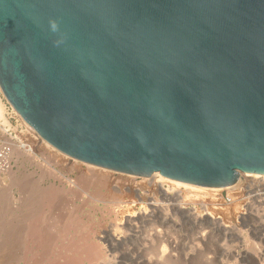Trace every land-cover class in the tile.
<instances>
[{
  "label": "water",
  "instance_id": "95a60500",
  "mask_svg": "<svg viewBox=\"0 0 264 264\" xmlns=\"http://www.w3.org/2000/svg\"><path fill=\"white\" fill-rule=\"evenodd\" d=\"M0 89L78 160L232 185L264 174V0H0Z\"/></svg>",
  "mask_w": 264,
  "mask_h": 264
},
{
  "label": "rangeland",
  "instance_id": "374dc122",
  "mask_svg": "<svg viewBox=\"0 0 264 264\" xmlns=\"http://www.w3.org/2000/svg\"><path fill=\"white\" fill-rule=\"evenodd\" d=\"M0 95L5 117L16 128L20 114L1 91ZM6 128L1 123L0 131L6 133ZM36 150L37 156H44L46 161L23 155L18 169L0 176V264H91L95 261L142 264L136 252L148 256L149 252L155 255L159 250L165 253L171 250L169 258L165 257L159 264H242L243 251L261 249L264 253V230L260 231L264 226V185L259 177L241 173L238 178L241 184L229 192L214 190L226 186H205L212 189L200 190L197 194L188 185L175 188L166 182L163 188L167 195H164L153 184L156 180L153 175H135L104 167L108 169L110 182L97 185L91 179L95 181L93 184L84 183L82 172L94 164L78 159L66 162L47 145ZM30 180L34 183L30 189H22L17 184ZM112 185H137L142 187L143 194L138 197L124 188L122 192H115ZM152 200L160 204L158 210H153L149 203ZM179 205L196 208L201 213L205 206L209 211L214 209L212 212L221 224L207 221L198 224L191 215L180 211ZM147 213L150 216H145ZM160 231L161 240L156 236ZM206 231V244H199L198 236ZM49 233L47 239L45 236ZM114 236L121 240L117 241ZM93 256L95 260H91ZM249 262L254 264L253 260Z\"/></svg>",
  "mask_w": 264,
  "mask_h": 264
},
{
  "label": "bare ground",
  "instance_id": "6f19581e",
  "mask_svg": "<svg viewBox=\"0 0 264 264\" xmlns=\"http://www.w3.org/2000/svg\"><path fill=\"white\" fill-rule=\"evenodd\" d=\"M0 91H1V89H0ZM5 113H6V111H5V107H4V104H3V101H2V99H1V95H0V120H1V123L5 126V127H7L6 129L8 130H10V128H12V129H16V128H14V127H12V125H11V123L6 119V117H5ZM26 122V121H25ZM1 123H0V127H1ZM2 130H4L5 131V129L4 128H2ZM2 133H4V132H2ZM7 133V132H6ZM5 134V133H4ZM48 146V145H47ZM51 145L49 144V146L48 147H50ZM37 147H38V145H37ZM37 147H36V149H37ZM51 147H53V146H51ZM57 154V153H56ZM57 156V155H56ZM65 164V163H64ZM68 164V163H67ZM72 166H73V168H76L75 166V164H72ZM71 166V167H72ZM93 166V167H92ZM70 167V168H71ZM97 166H94V165H91V168L90 167H88L89 169H87V170H85L84 172H82V174H83V177H82V179L84 180V183L85 182H88V183H92L93 181H91V179L93 180H96V182H97V185H104V184H107V182L106 181H108L109 180V182H110V179H109V177H108V175L106 174V171L108 170V169H105L104 167L103 168H99V167H97ZM78 169V168H77ZM114 173V172H113ZM247 174V173H246ZM250 174V176L251 177H254V178H257V177H259V178H257L258 180L260 179V180H262L263 182L261 183V184H263L264 185V174H258V173H249ZM111 175H112V173H111ZM153 176H154V178L156 179V180H154L155 181V183L153 182V184L154 185H156L159 189H160V191H161V193H163L164 195H167L166 193V190L163 188V185L166 183V182H168L170 185H173V187H175V188H180L179 186L181 185V184H185V185H188L189 187V189H190V191H192V192H194L195 194H197V193H199V191L201 190V191H203V190H207V189H212V188H207V187H205V186H203V185H198V184H193V183H187V182H183V181H179V180H175V179H171V178H167V177H165V176H163L162 174H160L159 172H155L154 174H153ZM112 177V176H111ZM248 177V176H247ZM27 178V177H26ZM117 178V177H116ZM115 178V179H116ZM132 178H133V176H132ZM81 179V178H80ZM1 180V179H0ZM119 180V179H118ZM153 180V179H152ZM250 180V179H249ZM252 180H254L255 182H256V179H252ZM31 181V180H30ZM28 181V182H25L24 181V183H23V185H22V183H17V184H20V186L22 187V189H30V188H32L33 186H34V183H33V181ZM116 181V180H115ZM114 181V182H115ZM133 181V180H132ZM1 182H2V180H1ZM95 182V181H94ZM93 182V183H94ZM83 183V184H84ZM92 183V184H93ZM135 183V182H134ZM253 183V182H252ZM82 184V183H81ZM96 184V183H95ZM151 184V183H150ZM236 185H232V186H230V187H224V188H215L214 190H216V191H219V190H221L222 191V189H225L226 191H230V189L231 188H234L235 186H238V185H240L241 183H240V180H238V182L237 183H235ZM110 185H111V183H110ZM106 186V185H105ZM113 186V185H112ZM124 186V185H123ZM110 187V186H109ZM114 190L113 191H115V192H122V190H123V188L125 189V190H129V192L131 191V192H133L136 196H138V197H141L142 196V192H141V190H142V187H140V186H137V185H134V186H125V187H120V186H118V185H114L113 187H112ZM111 188V189H112ZM110 189V190H111ZM189 189H187V190H189ZM148 190V189H147ZM112 191V192H113ZM225 191V193H227ZM228 191V192H229ZM144 193H145V195H147V193L144 191ZM149 193V192H148ZM222 195V194H221ZM227 195V194H226ZM232 195V194H231ZM4 196V195H3ZM7 195H6V193H5V197H6ZM12 196V195H11ZM144 196V195H143ZM149 196V195H148ZM152 196V195H151ZM150 196V197H151ZM230 196V195H229ZM219 197H221V196H219ZM234 198V197H233ZM232 198V199H233ZM236 198V197H235ZM121 199V198H120ZM130 199V198H129ZM194 199V198H193ZM220 199V198H219ZM223 199V198H222ZM231 199V200H232ZM26 200V199H25ZM223 200H225V198L223 199ZM228 200V199H227ZM33 201H34V199H33ZM32 201V202H33ZM124 201V200H123ZM130 201V200H129ZM133 201V200H132ZM228 201H230V200H228ZM234 201V200H233ZM232 201V203H234ZM235 201H236V199H235ZM197 202H199V201H197ZM196 202V203H197ZM216 202V201H215ZM214 202V203H215ZM220 202V201H219ZM223 202V201H222ZM150 203V205L153 207V210L155 211V209H157L158 210V207H159V203H157V202H155V200H152V201H150L149 202ZM230 203H231V201H230ZM231 203V204H232ZM236 204V203H235ZM234 204V205H235ZM216 205H218V204H216ZM222 206V205H221ZM151 207V208H152ZM216 207V206H215ZM178 209H180V211H182L183 213H185L186 215H191L192 217H193V219L195 220V222L196 223H204V222H210L211 224H213V223H218V224H221V222H219L220 220H219V218H218V216L214 213V212H212L213 210H211V211H209L208 209L209 208H207V206H205V210H204V212L203 213H201V212H199L196 208L194 209V208H191V207H185V206H183V205H179L178 206ZM33 210V209H32ZM203 210V209H202ZM143 211H145V210H143ZM216 211V210H215ZM142 214H143V212H142ZM242 214V213H241ZM145 215V214H144ZM149 214L147 213V215H145V216H148ZM132 216V215H131ZM137 215H135V217H136ZM150 216V215H149ZM63 217V216H62ZM68 217V216H67ZM28 218V217H27ZM59 218V217H58ZM69 218V217H68ZM132 218H134V217H132ZM131 218V219H132ZM135 219H137V218H135ZM134 219V220H135ZM75 220V219H74ZM133 220V221H134ZM132 222V221H131ZM70 223V222H69ZM69 223H67V224H69ZM130 223V222H129ZM62 224V223H61ZM67 224H65V225H67ZM74 224V223H73ZM205 224V223H204ZM203 224V225H204ZM52 225V224H51ZM64 225V224H63ZM70 225V224H69ZM64 226H62V228H63ZM65 227H68V225L67 226H65ZM227 227V226H226ZM61 228V227H60ZM66 229V228H65ZM59 230V229H58ZM61 230H63V229H60V231ZM67 230V229H66ZM65 230V231H66ZM261 230H264V226H262L261 228H260V231ZM50 232V231H49ZM62 232V231H61ZM47 233H48V231H47ZM64 233V232H63ZM207 231L206 232H202V233H200V235L198 236V243L199 242H202L203 244H206V242H207ZM154 235V234H153ZM45 236V235H44ZM50 236V233H49V235L48 236H45L47 239H49L48 237ZM109 236V235H108ZM157 237H163L162 235H161V231H160V233H157V235H156ZM155 236V237H156ZM45 237H43V238H45ZM157 237L156 238H154V239H157ZM211 237V236H210ZM57 238V237H56ZM114 238H116V240L117 241H120L121 239L119 238V236H114ZM54 239V238H53ZM150 239V238H149ZM75 240V239H74ZM147 240V239H146ZM150 240H153L152 238L150 239ZM160 240H161V238H160ZM46 241V240H45ZM156 241V240H155ZM152 242V241H151ZM171 243V242H170ZM197 243V244H198ZM85 244V243H84ZM133 244V243H132ZM174 244V243H173ZM199 244H201V243H199ZM199 244H198V246H199ZM156 245V244H155ZM172 245V244H171ZM7 247V246H6ZM141 248V247H140ZM170 248H171V246H170ZM139 249V248H138ZM137 249V251H139ZM174 250V249H173ZM77 251V250H76ZM136 251V250H135ZM171 251V250H170ZM170 251H168V253H171ZM154 252H156V250L154 251ZM158 252V251H157ZM156 252V254L155 255H152V254H154V253H148V254H150V255H148L147 256V254L145 255V254H141L140 252H136V253H138V258H141L142 259V264H159V262H161V261H163L164 260V258L165 257H167L168 256V253L166 252L165 253V251L164 250H162V251H160L159 250V252L157 253ZM89 254H91V253H89ZM92 254H93V252H92ZM167 254V255H166ZM189 255V254H188ZM19 256V255H18ZM87 257V256H86ZM55 258V257H54ZM91 258V257H90ZM96 258V257H95ZM95 258H94V256H93V258L91 259V260H95ZM167 258H169V256L167 257ZM175 258V257H174ZM240 258V257H239ZM99 259V258H98ZM166 259V258H165ZM90 260V261H91ZM250 260H253V262H254V264H264V253L263 252H261V249H256L255 251H250V250H245V251H243L242 253H241V261H242V264H250ZM76 261V260H75ZM81 261V260H80ZM115 262V261H114ZM75 263V262H74ZM101 264H102V262H100ZM2 264V263H1ZM4 264V263H3ZM62 264V263H61ZM64 264H66V263H64ZM91 264H98V262H91ZM103 264H105V263H103Z\"/></svg>",
  "mask_w": 264,
  "mask_h": 264
},
{
  "label": "built area",
  "instance_id": "2783aa9c",
  "mask_svg": "<svg viewBox=\"0 0 264 264\" xmlns=\"http://www.w3.org/2000/svg\"><path fill=\"white\" fill-rule=\"evenodd\" d=\"M18 116L20 121L17 123L16 129H8L5 134L0 131V176L2 177L19 168L20 158L23 155L36 157L40 162L46 161L44 156H37L36 147L37 145L38 147L49 146L50 143L43 139L20 115ZM52 148L63 157L64 161L76 160V158L63 153L54 146Z\"/></svg>",
  "mask_w": 264,
  "mask_h": 264
}]
</instances>
